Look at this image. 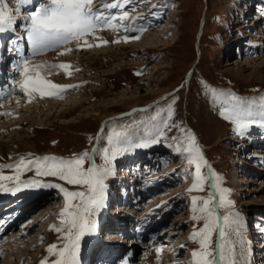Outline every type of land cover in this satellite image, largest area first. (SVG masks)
<instances>
[{
	"label": "rangeland",
	"instance_id": "rangeland-1",
	"mask_svg": "<svg viewBox=\"0 0 264 264\" xmlns=\"http://www.w3.org/2000/svg\"><path fill=\"white\" fill-rule=\"evenodd\" d=\"M247 1L254 3V6H264V0H150V3L164 6L154 10L160 13V18L147 16L145 20L136 22L137 28L141 25L147 28L138 40H121L120 43H113L114 40H111L104 45L102 41H106L105 39L89 37V42L94 45L91 48L77 49L75 44L69 45L68 47L74 46L73 51L55 55L58 56L55 59L73 57L72 61H62L71 67L67 71L63 70L65 77L53 76L51 82L79 87L67 90L59 99H41L36 94L37 98L28 102L26 97L25 102L20 105H4L10 99L3 102V108L17 107L18 111L13 112L10 117H0L2 123L20 121L19 113L26 118L23 119L26 123L0 128V139L6 146L21 143L19 140H29L32 151L18 154L0 151V174L14 175L13 170L4 166L14 164L15 158L28 154L69 159L74 154L92 152L94 147L102 150L107 146V136L125 125H133L130 131L140 137L151 130L154 124L167 118V109L175 98V103L171 104V122L179 124L195 136L211 170L222 178L220 187L229 190L228 199L234 203V209H219V214L222 216L230 210L239 211L245 223V237L251 244V225L255 221L263 223L264 220V127L252 125L243 137L236 135L233 131L234 125L221 115V100L206 91L213 89L217 93H232L241 100L254 102V108H258L262 103L264 23L255 18L252 23L240 26L233 25L232 22L236 6H241ZM32 6L34 5L30 7ZM11 7L15 10L14 4ZM30 7L22 11L21 18ZM147 11V7H141L139 12H132L130 15H144ZM241 11L243 14L245 9ZM261 15L259 18H262ZM155 32H160L161 35H157L145 54L143 42L151 40L149 36ZM100 34H112L119 38L138 33H113L105 30L95 35ZM147 34L150 35L145 40ZM97 44L101 46L96 47ZM131 45L134 47L127 48L124 52L119 51L121 47ZM26 49L28 50L27 41ZM54 54L57 53L49 52L33 59ZM15 74L16 81L19 75L16 71ZM11 85L13 89L14 84ZM3 86L0 95L12 90ZM16 92L19 94L18 89ZM15 97L19 98L17 93ZM48 101L66 105L55 111L47 105ZM28 108L33 109L34 113L19 111ZM133 109L147 111L133 112ZM68 111L71 112L67 114ZM64 113L66 114L62 115ZM128 113L131 115H127ZM42 114L50 116L46 118ZM153 116L156 120L152 119ZM17 131L21 132L20 135L3 138L10 132ZM98 135L101 137L99 140ZM166 135L170 137L181 133L173 129ZM89 138H92L91 141ZM94 159L97 164L103 163L99 153ZM130 162L134 163V167L130 164L132 174L140 171L144 175L146 173L136 186L140 202L135 205L127 203V206H130L126 209L134 216L127 211L120 212L122 209L118 207L115 208L116 205L124 204L115 195V185L126 182L118 180L117 168ZM185 167L183 158L167 147L166 143L147 149H135L117 158L114 162L115 174L106 181L108 190L105 207L95 217L96 231L81 241L80 264H84L88 256L102 245L111 246L110 250H121L122 257L118 259L117 264H190L191 252L197 249L198 245L189 241L188 237L194 228L202 227V222L191 220V197L205 199L213 189L206 182L203 191L189 193L185 190L169 202H162L164 200L160 199V193L157 192L162 186L180 184L182 179L185 180L182 182L184 188L188 185L191 187L190 173L194 168L186 173ZM21 179H42L46 183H57L69 190H78L76 186L66 185L53 177H35L34 172L24 174ZM2 183L10 186L9 181ZM165 190L161 192L164 193ZM0 199L3 204L15 202L17 206L26 201L25 209L27 208L28 212L21 217L18 225L9 231L7 228L1 234L0 264H21L18 258L21 253L24 257L23 264H40L42 259H54L46 249L53 243L60 244L58 234L50 231V226H60L62 194L57 189H25L15 195L0 192ZM8 205L6 204L4 209L12 210L14 204H11L13 207ZM143 214L145 219L140 225L147 227L150 224L151 227H147L146 233H143L146 235L142 239L117 238L118 241L124 242V245L102 241L108 234V238L116 240L115 224L120 223L121 219L125 220L126 215H130L129 221L132 222ZM7 217H3V221ZM27 225L30 229L23 233L21 229ZM18 233L22 238L13 241L11 238ZM182 244L186 247L181 248ZM157 247L163 249L159 259L155 253ZM251 250L253 254L252 246ZM252 259L251 255V264ZM260 264H264V260L261 259Z\"/></svg>",
	"mask_w": 264,
	"mask_h": 264
},
{
	"label": "snow or ice",
	"instance_id": "snow-or-ice-1",
	"mask_svg": "<svg viewBox=\"0 0 264 264\" xmlns=\"http://www.w3.org/2000/svg\"><path fill=\"white\" fill-rule=\"evenodd\" d=\"M12 4L15 5V10L11 7ZM29 5H33V0H0V35L21 29L30 50V55L26 54L19 44L10 49L20 57L14 65L19 79L14 82V87L8 94L0 96V107L9 99L15 98L19 103L14 95L17 89L28 98V102L34 93H39L41 99L62 98L64 92L79 85H57L42 73L51 67L67 71L71 65H52L47 61L34 63V57L49 52H56L58 55L70 53L73 48L68 46L72 44L77 49L91 48L94 45L88 38L100 39L95 34L105 30L113 33H138L122 36L113 43L138 40L147 28L144 25L137 28L136 22L145 20L147 16L160 18V13L154 10L164 6L150 3V0H39L34 5V10L29 9L21 20L22 11ZM141 7L148 8L146 14L130 15L132 12H139ZM107 43L108 41H102L104 45ZM95 46L99 47L101 44ZM206 91L221 100V115L234 125L236 135L243 137L252 125L264 127V97H261L259 107L254 108V102L241 100L232 93H217L213 89ZM174 103L175 98L171 101V104ZM171 104L167 109V118L154 124L151 130L140 137L130 131L133 125H125L107 136V146L102 150L94 147L92 152L74 154L69 159L28 154L15 158L16 163L4 166L15 174H0V192L15 195L25 189H57L63 196V207L59 213L60 226H50V231L58 234L60 244L49 245L46 252L54 259H42L40 264H80L81 241L96 231L95 217L105 207L108 190L106 181L115 174V160L135 149H147L161 143H166L167 147L183 158L186 173L194 168L190 173L192 183L187 190L189 193L203 191L206 182L213 189L205 199L191 197V220L202 222V227L194 228L188 237L189 241L198 245L191 252L190 264H251V244L244 234L242 214L234 210L222 216L219 214V209H234V203L228 199L229 190L220 187L222 178L211 170L195 136L179 124L171 122ZM132 111L144 112L147 109ZM0 115L11 116L12 113ZM152 119L156 120V117L153 116ZM173 129L178 130L181 135L167 136L166 133ZM91 139L89 138L90 141ZM99 139L101 137L98 135L97 140ZM98 153L103 161L101 164H97L94 159ZM28 172H34L35 177H53L66 185L76 186L78 190H69L57 183H46L42 179L22 180L21 177ZM3 181H9L10 186H5ZM180 247L184 248L186 245L182 244ZM162 250V247L155 248L157 259Z\"/></svg>",
	"mask_w": 264,
	"mask_h": 264
},
{
	"label": "bare ground",
	"instance_id": "bare-ground-1",
	"mask_svg": "<svg viewBox=\"0 0 264 264\" xmlns=\"http://www.w3.org/2000/svg\"><path fill=\"white\" fill-rule=\"evenodd\" d=\"M39 3V0H33V5H35L36 3ZM37 3V4H38ZM31 5H29V6H27V7H30ZM241 24H245V21L244 22H242ZM240 25V24H239ZM21 32V29H18L17 31H15V32H10V33H6V34H3V35H0V37H5V36H9V35H15L16 36V38L17 37H19V36H21L22 37V41L24 40V38H23V35L20 33ZM158 33V34H157ZM148 35H150V34H147L145 37H144V39L145 38H149V37H151V40H146V42L144 41L143 42V44H144V46H143V52L146 54V52L148 51L147 49H149V46H150V44H152V42L154 41V39L157 37V35H158V37L161 35L160 34V32H155V33H153V34H151V36H149L148 37ZM97 37H100V38H103V39H105L106 41H111V40H116V38L118 39V37H116L115 38V36L114 35H112V34H100V35H98ZM16 38H13V42L11 43V47H10V49H14L15 47H14V45H16L15 44V42H16ZM120 38V37H119ZM26 39V38H25ZM148 41V42H147ZM75 46V45H74ZM74 46H71V48L72 47H74ZM134 47V45H131V46H129V47H121L120 49H119V51H121V52H124L125 51V49H127V48H133ZM10 49L8 50L9 51V53L7 54V57L8 58H10L12 55H14V51H10ZM25 50H26V40H25ZM141 50V49H140ZM139 50V51H140ZM28 52H29V55H30V50H29V48H28ZM143 53V54H144ZM125 55H126V53H124ZM55 55H58V54H54V55H49V56H43V57H39V58H35V59H33V61H34V63L35 62H45V61H47L49 64H52V65H58V64H64L65 62H62L63 60H68V61H72L73 59V57H71V58H65V59H61V60H58V58L57 59H55L56 57H58V56H55ZM85 55H87V54H85ZM0 57H2V56H0ZM76 59V58H75ZM1 63H3L2 61H1ZM0 63V64H1ZM64 69H59V68H57V67H51V68H46L45 70H44V72L42 73L43 75H45L46 76V78L49 80V81H51L52 80V77L54 76V77H65V73H64V71H63ZM11 71H13V74H14V68L11 70ZM4 73V72H3ZM64 73V74H63ZM13 74H7L6 76L4 75V74H2V73H0V89H2V84H4V83H2V81L4 80V79H8L9 80V83H11V84H14V81H15V76L13 75ZM4 75V76H3ZM56 81V80H55ZM10 92V91H9ZM9 92H4L3 93V95H0V96H5L6 94H8ZM16 93H17V95L19 96V103H17L16 102V99H10L9 100V102H7L6 104L4 103V105H12V103H16V104H18V105H20V103L22 104L23 102H25V96L22 94V93H20L19 92V94H18V92H15V94L14 95H16ZM39 96V93H34L33 94V99L34 98H37V95ZM20 97H22V98H20ZM12 100H13V102H12ZM28 100V99H27ZM26 100V101H27ZM6 101V100H5ZM69 102V101H68ZM15 104V105H16ZM4 105H3V107H4ZM47 105L49 106V107H51V109H53V110H59L58 108L61 106H65L64 105V103L63 104H59L58 102H53V101H48V103H47ZM3 107H0V113H9L10 111V113H12L13 114V112L15 113V112H17L16 111V109H17V107H12V108H8V109H6L7 107H5V108H3ZM63 109V108H62ZM20 112H27V111H29L30 113H34V111H33V109L31 110L30 108H28V109H24V110H19ZM32 111V112H31ZM71 111H68V113L67 114H69ZM59 114V113H58ZM66 113H64V114H62V115H65ZM19 115H20V117H21V120L20 121H15V122H13V123H11V122H8V121H6V122H3L2 123V120H0V123H2V124H0V128H9V127H13V126H15V125H19V124H23V123H26V121L25 120H23V119H26V118H24V117H22L23 115H21L20 113H19ZM43 116H46V118L48 117V116H50V115H48V114H42ZM5 116H8V115H0V117H5ZM12 116V115H11ZM10 117V116H9ZM7 119V118H6ZM5 120V119H4ZM20 131H17V132H15V133H11L10 132V134L8 135V136H3V138H12V137H14L16 134H18V135H20ZM0 138H2V137H0ZM19 140V139H18ZM21 143H17V144H11V145H4V143H3V141L0 139V151H2V152H8L9 154H18V153H20V152H24V151H32V147L29 145V140H19ZM17 147V148H16ZM124 173H125V171H123ZM181 183L179 184V183H177V184H175V186H171V187H168V189H166L165 191H164V193H169V196H171V195H179L181 192H182V189H183V187H184V184H182V182H185V180L184 179H182L181 181H180ZM168 197V196H167ZM161 200H165V198L164 199H161ZM126 207V206H125ZM124 206H121V208L120 209H122V211H124V209H126ZM9 210H11V208H9ZM114 211V210H113ZM121 211V210H120ZM115 212V211H114ZM116 213H118V212H116ZM3 218V217H2ZM119 220V219H118ZM124 220V219H123ZM42 223V222H41ZM43 225L44 226H48V224L46 225L45 223H43ZM21 227V226H20ZM30 228H29V226L27 225V226H24V227H22V231H23V233L24 232H26V231H28ZM0 230L2 231L3 230V227H0ZM6 231V230H5ZM4 233V232H3ZM109 235V234H108ZM108 235L106 236V238H108ZM116 235V236H115ZM0 237H1V235H0ZM114 237H116V239L117 238H120L121 240H123L124 238H126V236L124 237V238H122L120 235H118L117 233H115L114 232ZM22 238V236L20 235V233H18L17 235H15V236H13L11 239L13 240V241H15V240H20ZM127 238H131V237H127ZM97 239V238H96ZM264 239V238H263ZM125 240V239H124ZM30 246V245H29ZM110 252V251H109ZM16 255V254H15ZM120 255H122V252H120ZM17 256V255H16ZM119 256V255H118ZM18 258H19V261L21 262V264H23V261H24V257L22 256V253L20 254V255H18ZM116 260H118V257L116 258ZM117 264V261H115V262H113V264ZM262 263H263V261H262Z\"/></svg>",
	"mask_w": 264,
	"mask_h": 264
}]
</instances>
